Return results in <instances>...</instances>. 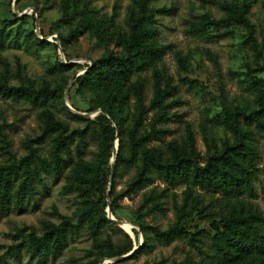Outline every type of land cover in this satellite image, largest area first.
<instances>
[{
  "label": "rangeland",
  "instance_id": "374dc122",
  "mask_svg": "<svg viewBox=\"0 0 264 264\" xmlns=\"http://www.w3.org/2000/svg\"><path fill=\"white\" fill-rule=\"evenodd\" d=\"M232 4L244 6L245 22L209 25L193 32V24L201 26L204 15L226 18ZM81 16L88 29L79 28L78 34L69 37ZM135 22L151 30L147 43L158 50L154 63L132 73L128 82H111L107 89L79 86L73 76L83 74L105 50L125 54L124 41ZM255 80L262 81L264 105V0H146L142 6L140 0H0V165L20 166L26 159L39 173L33 194L22 197L17 193L23 177L20 167L7 210L0 208V264H85L93 260L173 264L187 257L217 264H264V253L245 252L225 262L211 242L224 221L234 216L250 217L264 233V221L258 218H264V130L243 123L244 114L260 108ZM134 82L142 85L141 103L146 108L145 146L166 150L173 142L186 150L190 162L200 166L220 152L223 144L236 142L224 112L237 111L240 130H249L242 139L256 153L253 195L212 191L191 181L165 190L158 180L126 194L135 172L132 166L120 170L114 193L107 198L111 165L99 164L98 142L92 134L93 128L102 125L90 124L88 119L104 113L99 105L119 103L116 109L123 117L132 111L135 98L130 86ZM18 87L46 90L49 95L45 101L17 97L9 89ZM157 87L165 91L168 116L164 123H154L165 129L161 136L150 132L156 112L151 102ZM48 114L64 124L61 133L45 131ZM59 135L66 137L69 148L58 151L64 160L56 170L52 159ZM117 140L115 134L113 146ZM81 161L98 168L86 194L73 174ZM154 187L155 199L144 201ZM107 200L112 215L131 226L132 245L137 248L124 259L118 257L131 252L124 244L125 231L104 222L100 214ZM63 221L72 227L59 249L42 260L33 255L30 234L43 236L46 223ZM139 224L150 233L153 227L164 231L179 224L183 232L170 241L151 236L149 247L141 249Z\"/></svg>",
  "mask_w": 264,
  "mask_h": 264
},
{
  "label": "trees",
  "instance_id": "16d2710c",
  "mask_svg": "<svg viewBox=\"0 0 264 264\" xmlns=\"http://www.w3.org/2000/svg\"><path fill=\"white\" fill-rule=\"evenodd\" d=\"M146 0H140L141 6ZM244 6L232 4L228 7L226 18L215 20L204 15L201 19V26L193 24L192 30L199 33L204 27L212 25L217 26L222 23L232 21L245 22ZM16 15V14H15ZM82 19V20H81ZM82 30L88 29L84 17L81 16L76 29L69 33V37H74ZM149 31L138 23H134L132 31L128 39L124 41L125 54L118 55L112 51L105 50L104 53L97 59L92 60L90 65H87L83 74L78 75L75 81L79 86L90 88L102 87L107 89L111 82L124 81L128 82L130 75L142 69L145 65L154 63L157 57V49H153L147 43L149 39ZM64 65V64H62ZM257 91V100L260 108L249 114L243 115V123L248 126L254 123L256 128L264 130V105L263 92L261 90V80L252 82ZM132 94L135 98L134 109L128 111L126 115L120 116L119 103L114 107L111 104L99 105L104 113H99L93 120L88 119L90 124L99 123L102 125L99 129L93 128L92 134L98 142V157L99 164L110 163L112 166V181L109 193H114L115 179L122 169L134 166L135 172L128 183V188L125 193L133 192L138 189H143L158 180L165 185V190L174 188L180 183L191 181L193 184H199L212 191H224L240 195L247 193L253 195V161L256 157L255 150L243 141L245 134L249 133L246 130H240L238 112L225 111L228 122V127L236 136V142L232 145L223 144L222 149L218 153L210 155L204 165L200 166L197 163L190 162L186 150L179 149L175 143L169 142L166 150H161L156 147H146L145 141L147 134L142 132L143 114L146 108L141 103L142 85L139 82H134L130 86ZM12 93L19 96L32 97L45 101L48 98L46 90H34L30 87H18L9 89ZM165 91L160 88H155L154 97L151 102V107L156 108L154 122L151 123L150 132L161 136L165 133V129L156 128L155 122L164 123L167 116V105L163 103ZM104 125V126H103ZM114 125V126H113ZM65 129L63 123L55 120L48 114L45 118V131H59ZM118 138L117 152L113 163L110 160L113 152L114 135ZM81 136V135H80ZM193 139L191 140V145ZM56 151L53 156V165L57 170L60 167L63 157L58 154L59 150H68L66 137L58 136L56 142ZM23 167V177L20 181L17 193L20 196L31 195L34 191L33 182L39 173L33 170L26 159H22L20 166L15 164L0 165V208L2 211L7 210V206L11 197L12 181L18 173V169ZM98 168L95 165L85 163L84 161L73 170L74 178L77 180L79 189L83 194H86L88 187L94 183ZM145 200L155 199L157 193L155 187L148 192ZM107 202L102 203L100 211L104 222H111L106 216ZM264 221V218H260ZM140 225V224H139ZM47 231L43 236L30 234V250L33 255H37L40 260L46 257L50 252L59 249L62 241L65 239L67 230L72 227L68 221H63L59 224L46 223ZM120 229V228H119ZM121 230V229H120ZM140 232L143 237V242L139 246L142 248L149 247V239L151 236L159 240L170 241L174 237H179L183 232L182 226L175 224L167 230H160L157 227L151 228V233L144 226L140 225ZM124 233V244L128 250L133 249L131 237ZM138 233L135 232V240L137 242ZM191 241L193 237H190ZM212 246L222 260L231 262L240 253H264V233L261 229L254 225L250 217L234 216L231 219L224 221L222 230L217 231L211 237ZM138 243V242H137ZM13 249L17 252L18 247ZM98 260H93L85 264H100ZM173 264H217L211 259L201 258L198 261L192 258H185L182 261L174 262Z\"/></svg>",
  "mask_w": 264,
  "mask_h": 264
},
{
  "label": "water",
  "instance_id": "95a60500",
  "mask_svg": "<svg viewBox=\"0 0 264 264\" xmlns=\"http://www.w3.org/2000/svg\"><path fill=\"white\" fill-rule=\"evenodd\" d=\"M14 9H16V3H14ZM23 14H24V13H23ZM59 52L63 55L62 50H61L60 48H59ZM77 76H78V75L75 74V76H73L72 79H75ZM67 90H68V89H66V92H65L64 97H66ZM67 107L71 108L69 105H67ZM76 113L81 114V115L88 116V114H85V113H80V112H76ZM117 146H118V141H116L115 144H114V146H113L112 157H111V160H110L111 164H112L113 161H114L115 154H116V152H117ZM111 180H112V166H111V172H110V179H109V183H108L107 198H108V196H109V191H110V188H111ZM105 211H106V216H107L108 220H110V221H111L113 224H115L116 226L122 228V226H121L122 220L117 219V218H115V217L112 215V212H111L110 207H109V201H108V200H107V206H106V208H105ZM122 229H123V228H122ZM123 230H124V229H123ZM124 231H125V230H124ZM125 232H126V231H125ZM126 233H127L129 236H133V235H131V234L128 233V232H126ZM139 233H140V229H139ZM140 236H141V233H140ZM136 248H137V247H134V248L131 250L130 253H128V254H126V255H122V256L118 257V259H124V258L130 256V255L135 251ZM100 264H103V261H101Z\"/></svg>",
  "mask_w": 264,
  "mask_h": 264
},
{
  "label": "bare ground",
  "instance_id": "6f19581e",
  "mask_svg": "<svg viewBox=\"0 0 264 264\" xmlns=\"http://www.w3.org/2000/svg\"><path fill=\"white\" fill-rule=\"evenodd\" d=\"M121 226L126 232H131V226L125 221H122ZM130 234L132 235V232Z\"/></svg>",
  "mask_w": 264,
  "mask_h": 264
}]
</instances>
